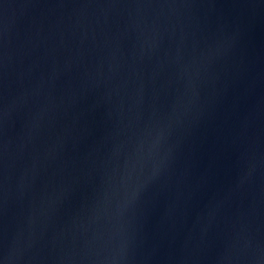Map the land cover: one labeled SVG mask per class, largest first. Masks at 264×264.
I'll return each instance as SVG.
<instances>
[{
    "label": "water",
    "instance_id": "obj_1",
    "mask_svg": "<svg viewBox=\"0 0 264 264\" xmlns=\"http://www.w3.org/2000/svg\"><path fill=\"white\" fill-rule=\"evenodd\" d=\"M0 262L264 264V0H0Z\"/></svg>",
    "mask_w": 264,
    "mask_h": 264
},
{
    "label": "clouds",
    "instance_id": "obj_2",
    "mask_svg": "<svg viewBox=\"0 0 264 264\" xmlns=\"http://www.w3.org/2000/svg\"><path fill=\"white\" fill-rule=\"evenodd\" d=\"M0 264H3V262H0Z\"/></svg>",
    "mask_w": 264,
    "mask_h": 264
}]
</instances>
